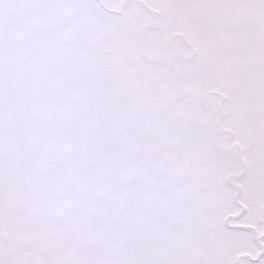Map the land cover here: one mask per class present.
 Instances as JSON below:
<instances>
[{"label": "snow or ice", "instance_id": "6c2138e0", "mask_svg": "<svg viewBox=\"0 0 264 264\" xmlns=\"http://www.w3.org/2000/svg\"><path fill=\"white\" fill-rule=\"evenodd\" d=\"M0 264H264V0H0Z\"/></svg>", "mask_w": 264, "mask_h": 264}]
</instances>
